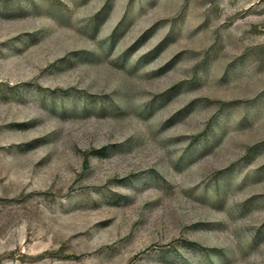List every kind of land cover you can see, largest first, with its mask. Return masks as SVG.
Returning a JSON list of instances; mask_svg holds the SVG:
<instances>
[{"label": "rangeland", "instance_id": "obj_1", "mask_svg": "<svg viewBox=\"0 0 264 264\" xmlns=\"http://www.w3.org/2000/svg\"><path fill=\"white\" fill-rule=\"evenodd\" d=\"M0 264H264V0H0Z\"/></svg>", "mask_w": 264, "mask_h": 264}]
</instances>
